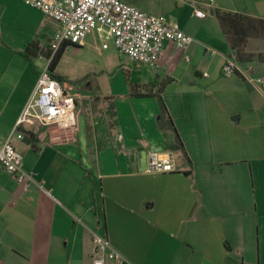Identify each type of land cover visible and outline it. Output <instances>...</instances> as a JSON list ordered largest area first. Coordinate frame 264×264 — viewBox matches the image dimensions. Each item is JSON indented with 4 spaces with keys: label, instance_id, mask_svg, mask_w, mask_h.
<instances>
[{
    "label": "crops",
    "instance_id": "0c3cea01",
    "mask_svg": "<svg viewBox=\"0 0 264 264\" xmlns=\"http://www.w3.org/2000/svg\"><path fill=\"white\" fill-rule=\"evenodd\" d=\"M125 2L192 41L184 51L165 43L155 68L133 63L128 93L108 104L83 110L76 93L71 130L24 128L36 142L23 134L13 145L41 189L23 192L0 169V264H92V234L120 264H264V90L245 79L264 80V39H249L255 58L222 75L233 54L214 16L264 19V0ZM46 20L0 0V143L41 70L32 59L46 65ZM151 153L172 171H148Z\"/></svg>",
    "mask_w": 264,
    "mask_h": 264
},
{
    "label": "built area",
    "instance_id": "2783aa9c",
    "mask_svg": "<svg viewBox=\"0 0 264 264\" xmlns=\"http://www.w3.org/2000/svg\"><path fill=\"white\" fill-rule=\"evenodd\" d=\"M24 5L40 12L45 18L56 23L58 31L52 36L50 55L46 65L36 78L35 85L18 116L12 131L0 143V169L10 175L19 188L26 192L31 187L41 189L30 173L22 170V156L13 142L22 139L24 128L41 127L58 131L71 130L76 106V93L72 85L57 80L49 72L53 55L62 45L83 46L90 36L98 49L106 50L110 45L118 54L130 62L148 68H155L161 57L163 45L172 43L184 51L192 39L183 32L177 22L164 15L147 14L125 0H21ZM213 0H209L212 3ZM199 18L203 13L194 10ZM215 52L209 51L212 56ZM188 60V57H184ZM239 72L234 58L228 59L221 69L228 76ZM245 79L264 90V80L245 74ZM147 170L172 171L168 157L151 153L147 158ZM95 258L92 264H104L112 260L117 264L123 259L113 251L104 237L92 234Z\"/></svg>",
    "mask_w": 264,
    "mask_h": 264
},
{
    "label": "rangeland",
    "instance_id": "374dc122",
    "mask_svg": "<svg viewBox=\"0 0 264 264\" xmlns=\"http://www.w3.org/2000/svg\"><path fill=\"white\" fill-rule=\"evenodd\" d=\"M46 21L51 31L56 33L55 24ZM97 46L90 36L84 40L83 46H67L53 70L55 77L70 83L75 93L82 96L81 107L83 104L82 109L86 111L92 103L108 104L112 94L128 93L129 87L125 80L127 77L132 79L134 69L133 62L118 54L112 45L106 50L98 49ZM32 62L40 69L44 66L43 60L37 58L32 59Z\"/></svg>",
    "mask_w": 264,
    "mask_h": 264
},
{
    "label": "trees",
    "instance_id": "16d2710c",
    "mask_svg": "<svg viewBox=\"0 0 264 264\" xmlns=\"http://www.w3.org/2000/svg\"><path fill=\"white\" fill-rule=\"evenodd\" d=\"M214 16L219 23L222 34L224 35L225 40L233 54L234 60L239 64L250 63L255 56L252 53L246 52V44L249 39H264V19L253 18L222 10H215ZM69 45L70 44L62 45L61 48L53 55L49 64V72L52 75L64 49ZM49 55L50 53H46L44 57L47 59ZM259 59L264 61V57L262 56ZM55 78L57 80H63L58 77ZM22 133L24 134L27 142L34 145V142H36L35 135L31 131H26L24 129L22 130ZM175 148L182 152V146L179 141H177Z\"/></svg>",
    "mask_w": 264,
    "mask_h": 264
}]
</instances>
